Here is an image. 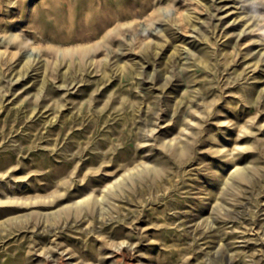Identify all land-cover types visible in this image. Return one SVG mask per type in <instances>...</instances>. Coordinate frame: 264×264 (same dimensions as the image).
<instances>
[{
  "label": "rangeland",
  "instance_id": "374dc122",
  "mask_svg": "<svg viewBox=\"0 0 264 264\" xmlns=\"http://www.w3.org/2000/svg\"><path fill=\"white\" fill-rule=\"evenodd\" d=\"M0 264H264V0H0Z\"/></svg>",
  "mask_w": 264,
  "mask_h": 264
},
{
  "label": "bare ground",
  "instance_id": "6f19581e",
  "mask_svg": "<svg viewBox=\"0 0 264 264\" xmlns=\"http://www.w3.org/2000/svg\"><path fill=\"white\" fill-rule=\"evenodd\" d=\"M240 177H241L242 179H245V178H246V174H245V173H244V175L241 174Z\"/></svg>",
  "mask_w": 264,
  "mask_h": 264
}]
</instances>
